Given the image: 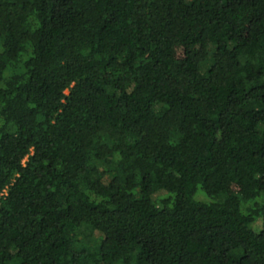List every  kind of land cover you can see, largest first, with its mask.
<instances>
[{
	"label": "trees",
	"instance_id": "1",
	"mask_svg": "<svg viewBox=\"0 0 264 264\" xmlns=\"http://www.w3.org/2000/svg\"><path fill=\"white\" fill-rule=\"evenodd\" d=\"M0 264H264V0H0Z\"/></svg>",
	"mask_w": 264,
	"mask_h": 264
},
{
	"label": "rangeland",
	"instance_id": "2",
	"mask_svg": "<svg viewBox=\"0 0 264 264\" xmlns=\"http://www.w3.org/2000/svg\"><path fill=\"white\" fill-rule=\"evenodd\" d=\"M250 27H251V26H250ZM250 27H249V28H250ZM250 30H251V28H250ZM172 54H173V56H174L175 58H180V57H182V56L184 55V51L182 50V48H181L179 45H175V46L172 48ZM231 189H232V186H231ZM194 198H195L196 200H201V201H204V200L207 199L206 196H205L202 192H200L199 190H197V191L195 192V194H194ZM107 243L110 244L111 241H110V240H107Z\"/></svg>",
	"mask_w": 264,
	"mask_h": 264
}]
</instances>
